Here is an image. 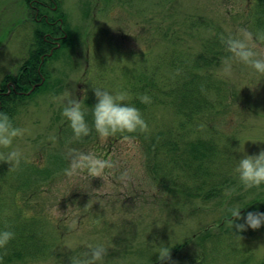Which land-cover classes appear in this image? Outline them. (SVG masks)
I'll use <instances>...</instances> for the list:
<instances>
[{
    "label": "rangeland",
    "instance_id": "obj_1",
    "mask_svg": "<svg viewBox=\"0 0 264 264\" xmlns=\"http://www.w3.org/2000/svg\"><path fill=\"white\" fill-rule=\"evenodd\" d=\"M58 1L65 16L59 33L69 39L63 47L48 44L54 57L41 60L44 86L32 87L9 117L24 130L13 143L20 165L10 170L0 162V231L23 236L30 224L42 249L7 264H70L88 245L107 249L103 264H191L203 252L204 264H236L241 256L263 264L264 225L235 232L228 221L237 205L241 216L264 213V185L246 190L235 171L244 154L264 150V74L238 62L226 73L222 61L229 54L221 42L241 28L256 36V0ZM34 16L24 0H0V86L7 76L20 77L38 46ZM256 51L264 53L263 41ZM202 58L211 66L203 67ZM92 88L127 92L126 103L139 109L147 131L134 134L132 144L119 135L102 144L94 130L76 140L63 107L69 95L80 99L87 90L82 110L91 127ZM176 92L199 97L201 112L179 114ZM144 94L150 103L140 102ZM169 131L217 144L220 155L204 186L177 169L179 182L154 181L152 155L139 136L156 139ZM239 145L244 154L233 151ZM73 149L94 150L113 167L101 179L67 176ZM48 168L52 175L44 174ZM206 231L214 239L204 242ZM161 247L171 250L170 260L160 261Z\"/></svg>",
    "mask_w": 264,
    "mask_h": 264
},
{
    "label": "clouds",
    "instance_id": "obj_2",
    "mask_svg": "<svg viewBox=\"0 0 264 264\" xmlns=\"http://www.w3.org/2000/svg\"><path fill=\"white\" fill-rule=\"evenodd\" d=\"M257 41H264V35L257 34L255 37L246 28H241L235 36L221 37L229 54L222 61L224 71L230 73L232 63L244 64L260 74H264V53L256 51ZM96 103L92 107V126L85 119V111L82 103L87 99V90H82V98L77 99L69 95L66 100L62 116L68 121L74 138L80 140L88 137L94 130L98 140L103 144L110 138L120 136L122 143L132 144L138 132L148 129L146 121L141 112L134 105L126 103L128 93L117 91L110 93L101 88H92ZM141 103L151 102L150 97L144 94L139 97ZM24 135V130L14 126L12 120L6 113H0V162L10 165V170L17 168L22 159V153L13 148L14 140ZM234 152L244 154V145L233 149ZM113 167L109 158H105L96 151L78 152L71 150L69 167L65 169L67 176L85 173L91 178H102L106 170ZM235 171L238 173L239 181L244 188H260L264 185V150L258 155H246L238 161ZM242 208L235 206L229 209V223L235 232H244L248 228L258 230L264 225V213L248 212L241 216ZM243 220L244 223H238ZM14 238V233L8 230L0 231V249H5ZM170 251L167 247H161L158 253L160 261L170 260ZM107 249L103 245H88V250L82 254L83 258H72L70 264H103ZM2 260V257H0Z\"/></svg>",
    "mask_w": 264,
    "mask_h": 264
},
{
    "label": "trees",
    "instance_id": "obj_3",
    "mask_svg": "<svg viewBox=\"0 0 264 264\" xmlns=\"http://www.w3.org/2000/svg\"><path fill=\"white\" fill-rule=\"evenodd\" d=\"M24 2L28 9L33 12L35 15L34 20L36 23L38 22L40 26V29L34 34L38 46L31 52L28 61L24 63L22 73L19 75L20 77L15 78L7 76L3 79L4 85L0 86L3 91V93H0V113H6L9 117L12 112L15 111V108H17V101L26 98L27 93L31 91L32 87L37 86L36 88L39 90L44 86L45 82L42 81L44 76L43 66L45 64H42L41 60L44 58L46 62L49 58L51 59L54 57L48 56V53L52 50V47L48 44L50 43V40H52V37L54 36L53 34H55L57 38L58 35H61L57 40L58 43L55 44L61 45V47H63L69 39L68 37H64L67 34L65 31L64 33H59L60 27H63L65 23V16L60 11V1L24 0ZM51 12L53 14H51ZM252 15L253 20H251L255 23L253 26V32L256 35H264V0H256L254 11L251 16ZM214 49L216 48L214 47ZM202 60L204 62L203 67L211 66L212 60H207L206 58H202ZM8 83H13L16 88H7ZM17 91L22 92L17 93ZM34 91L32 94L35 93ZM176 93L178 94V98H180L179 101L176 102L178 105L177 112L179 114L192 118L196 115V111H198V113L201 112L202 105L198 102L199 97H195V100L193 99V96H190L187 93ZM139 138L141 140L140 142L146 147L148 153L152 155L153 160L149 162L148 167L152 168V173L154 174L153 179L163 187L167 185L166 182H168V180L179 182L174 176V170L176 169L182 174L190 173L189 175H192L194 180L198 182L203 181L202 186H204L207 182V173L210 166L216 162L217 157L220 155L217 144L213 143L212 140H203L199 137L189 141L186 140L183 132L169 131L164 136L159 133L154 137L156 139H148L147 135H140ZM160 157L163 159H160ZM164 162L167 163L166 166L162 164ZM53 171V169L48 168V170H45L44 174L52 175ZM173 177H175L176 180H173ZM200 188L202 187L200 186ZM169 192H171V190H169ZM222 224L219 227L220 229L222 228ZM23 231L25 232L23 236L14 231V238L9 242L5 249H0V257H2L1 261L4 260L5 264H7V262L11 263L15 258L18 259L23 257L26 259L35 257L40 253L42 249L40 245L41 243H38L39 241H37L39 240V235L34 228L30 224H25L23 226ZM211 238L214 239L213 234L210 231H206L204 235H202L204 242L210 241ZM32 245H34L33 248H31ZM6 250L8 251V254L4 255V251L6 252ZM204 258H207V254L203 252L199 254L197 259L191 264H204L206 261L203 260ZM239 259L241 260H238L236 264H247L248 258L246 259L241 256Z\"/></svg>",
    "mask_w": 264,
    "mask_h": 264
},
{
    "label": "flooded vegetation",
    "instance_id": "obj_4",
    "mask_svg": "<svg viewBox=\"0 0 264 264\" xmlns=\"http://www.w3.org/2000/svg\"><path fill=\"white\" fill-rule=\"evenodd\" d=\"M54 9V8H53ZM57 37H52V40H50V44L51 45H53V44H56L57 43ZM15 85H13V83H8L7 84V88H10V87H12L13 89H15L16 88V86L14 87ZM20 92H22V91H17V93H20ZM0 93H3V91H2V88L0 89Z\"/></svg>",
    "mask_w": 264,
    "mask_h": 264
}]
</instances>
